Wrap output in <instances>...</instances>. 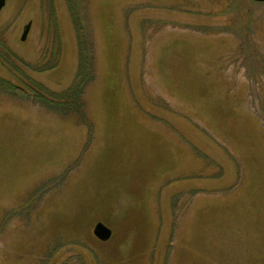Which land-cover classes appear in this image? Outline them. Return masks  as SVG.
<instances>
[{
  "label": "rangeland",
  "instance_id": "obj_1",
  "mask_svg": "<svg viewBox=\"0 0 264 264\" xmlns=\"http://www.w3.org/2000/svg\"><path fill=\"white\" fill-rule=\"evenodd\" d=\"M74 1L81 107L68 0L0 12V264H264V2Z\"/></svg>",
  "mask_w": 264,
  "mask_h": 264
},
{
  "label": "trees",
  "instance_id": "obj_2",
  "mask_svg": "<svg viewBox=\"0 0 264 264\" xmlns=\"http://www.w3.org/2000/svg\"><path fill=\"white\" fill-rule=\"evenodd\" d=\"M68 4H69V10H70L72 22H73V25H74L75 31H76L80 59H79V68H78L77 77L75 79V82H73L72 88L68 92L63 94L62 97H64V96L66 97V95L70 94V96L73 97L74 105L81 107L84 104V101L82 99L83 89L87 84L90 83L91 79L93 78L94 59H91V57H92L91 51H93V47H92V44H93V40H92L93 38L92 37L93 36L88 31L87 27H84V25L82 23V17H81L82 15H81V11H80V6H78V4L74 0H68ZM31 84L35 88H39L42 90V88L40 86H38L37 84H35L33 82H31ZM0 86H5V85L1 84ZM6 87H8V88L10 87L13 89L12 85H8ZM34 95H35V92H34ZM35 97H36V100L40 101V102H42L45 99V97L39 96L37 94L35 95ZM46 100H48V99H46ZM48 103L49 102H46L45 104H48ZM196 124L200 126V123H198L197 121H196ZM239 167H241V169L237 173V180L235 179V181H234L236 183H234L231 187L234 189L236 188V186L239 189L241 186V183L244 182V180H243L244 174L242 171L243 169H242V166H239ZM236 191L237 190H233L232 192H229V193H223L220 197H216V196L212 195V196H202L200 198L201 195L196 196V194H193L194 196H192V198L190 200L191 201L190 204H195V203H197V201H199V202L200 201L213 202L215 200H218V198L226 199V198L230 197L232 194H234ZM175 200L177 201L176 198L175 199L173 198V206L174 207L177 204V202ZM144 240L145 239H143L141 233L139 232L138 238H137V248L140 247V244L143 243ZM145 241H147V240H145Z\"/></svg>",
  "mask_w": 264,
  "mask_h": 264
},
{
  "label": "water",
  "instance_id": "obj_3",
  "mask_svg": "<svg viewBox=\"0 0 264 264\" xmlns=\"http://www.w3.org/2000/svg\"><path fill=\"white\" fill-rule=\"evenodd\" d=\"M252 1L259 2V3H263L264 2V0H252ZM4 5H5V0H0V12L3 9ZM30 26L31 25L28 24V25H26L24 27L22 36L20 38V40L22 42L25 41V39H26V37L28 35V32L30 30ZM92 233H93V236L97 240H99L100 242H103V243L107 242L111 238V235H112L111 231L107 227H105L103 224H101V223H97L94 226Z\"/></svg>",
  "mask_w": 264,
  "mask_h": 264
}]
</instances>
